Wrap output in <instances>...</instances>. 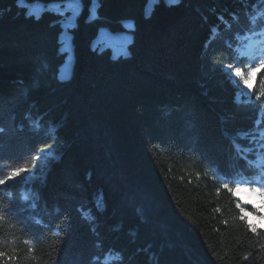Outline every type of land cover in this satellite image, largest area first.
Here are the masks:
<instances>
[{
    "label": "trees",
    "instance_id": "obj_1",
    "mask_svg": "<svg viewBox=\"0 0 264 264\" xmlns=\"http://www.w3.org/2000/svg\"><path fill=\"white\" fill-rule=\"evenodd\" d=\"M263 28L264 0H0V264H264L235 193L264 66L232 72Z\"/></svg>",
    "mask_w": 264,
    "mask_h": 264
},
{
    "label": "rangeland",
    "instance_id": "obj_2",
    "mask_svg": "<svg viewBox=\"0 0 264 264\" xmlns=\"http://www.w3.org/2000/svg\"><path fill=\"white\" fill-rule=\"evenodd\" d=\"M152 2V0H150ZM264 32V31H262ZM259 34L258 36L261 37L263 34ZM111 35V34H110ZM106 35V34H101L98 36V38L94 41L96 44L97 42L99 43H108L113 47V50L115 53H120V52H126L127 51V45L129 41L131 40V35L130 34H125V35ZM263 38V37H262ZM261 38L256 39L254 35H251L249 40L246 42L251 41H259ZM264 41V39H263ZM256 46V45H255ZM254 46V47H255ZM257 48V46H256ZM263 49V50H261ZM246 48H242L240 50V54H244ZM257 55L254 57L250 58V62H248L245 66L236 64L232 67V72L235 76L236 81L239 82L240 88L246 95L251 96L253 87L255 85V80L257 76L258 70L261 68L260 61L264 60V46L262 48L259 47L257 49ZM257 69L255 74L251 77V84L252 87H248L247 84H245V79L248 78V73L252 72L253 69ZM239 71V75L237 72ZM242 93H240V96ZM264 111V109H262ZM255 143L258 144V159L255 165L259 167L260 169L264 168V127L261 129L259 138L255 140ZM56 152L51 148V147H44L39 151V159L41 162V170L43 171L48 165L50 164V157H55ZM43 172H39L37 170H26L24 169L23 172L16 176H11L7 182V184H12V183H19L24 180H29V179H37L41 176ZM45 174V172H44ZM258 188L264 190V171L260 176H256L254 178L249 177V178H244L240 179L236 182L235 185V193L237 196L241 199V201L249 206H251L254 211H245V213H249L251 215L248 216L249 220H252L258 227H261V224H264V220H261V217H264V194L261 192H252L251 188ZM237 188L240 189V191H237Z\"/></svg>",
    "mask_w": 264,
    "mask_h": 264
},
{
    "label": "snow or ice",
    "instance_id": "obj_3",
    "mask_svg": "<svg viewBox=\"0 0 264 264\" xmlns=\"http://www.w3.org/2000/svg\"><path fill=\"white\" fill-rule=\"evenodd\" d=\"M260 65L264 66V60L260 61ZM256 71H257V69L254 68L252 72L248 73V78L245 79V84H247L248 87H250V88L252 87L251 77L255 74ZM237 74L239 75V71L237 72ZM23 171H24V169H16V170L13 171L12 175L16 176V175L20 174ZM0 183H3V181H0ZM225 187L227 188L228 186L225 185ZM237 191H240V189L237 188ZM251 191L252 192H261L262 194H264V190L258 189V188H255V187L251 188ZM249 215H251V214H249V213L245 214V216H249ZM260 219L264 220V217H261ZM248 224H249V227L252 229V231H256L257 225L252 220H248ZM260 226L264 227V224H261Z\"/></svg>",
    "mask_w": 264,
    "mask_h": 264
},
{
    "label": "bare ground",
    "instance_id": "obj_4",
    "mask_svg": "<svg viewBox=\"0 0 264 264\" xmlns=\"http://www.w3.org/2000/svg\"><path fill=\"white\" fill-rule=\"evenodd\" d=\"M264 31V30H263ZM262 32V31H261ZM263 34H262V37H263V39H264V32H262ZM249 39V38H248ZM247 39V40H248ZM246 40V41H247ZM256 46H257V48H256ZM255 47L254 46H252L251 45V51H250V53H254L257 49H259V47L260 48H262L263 46H264V42H262V41H260V42H258V44L256 45ZM261 50H263V49H261ZM264 158V157H263Z\"/></svg>",
    "mask_w": 264,
    "mask_h": 264
},
{
    "label": "clouds",
    "instance_id": "obj_5",
    "mask_svg": "<svg viewBox=\"0 0 264 264\" xmlns=\"http://www.w3.org/2000/svg\"><path fill=\"white\" fill-rule=\"evenodd\" d=\"M243 218V217H242Z\"/></svg>",
    "mask_w": 264,
    "mask_h": 264
},
{
    "label": "water",
    "instance_id": "obj_6",
    "mask_svg": "<svg viewBox=\"0 0 264 264\" xmlns=\"http://www.w3.org/2000/svg\"><path fill=\"white\" fill-rule=\"evenodd\" d=\"M48 1V0H47Z\"/></svg>",
    "mask_w": 264,
    "mask_h": 264
}]
</instances>
